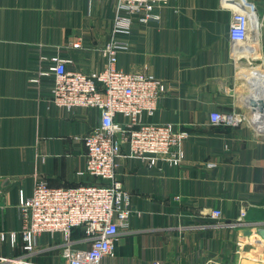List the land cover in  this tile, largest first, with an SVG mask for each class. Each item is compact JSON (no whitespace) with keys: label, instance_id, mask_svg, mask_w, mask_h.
I'll use <instances>...</instances> for the list:
<instances>
[{"label":"crops","instance_id":"0c3cea01","mask_svg":"<svg viewBox=\"0 0 264 264\" xmlns=\"http://www.w3.org/2000/svg\"><path fill=\"white\" fill-rule=\"evenodd\" d=\"M115 7V0H0V264L66 262L62 233H43L39 252H25L21 193L32 196L41 180L52 187L107 182L84 171V136L100 124V111L58 107L55 75L39 71L51 64L41 56L66 58L68 69L85 74L102 70ZM239 10L252 15L238 43L230 23ZM155 12L160 20L136 17L130 33L116 34L128 44L117 68L165 80L166 93L143 121L189 135L176 164L158 158L150 166L122 147L118 179L132 215L102 264H264L256 232L264 225V116L249 102L264 89V0H169ZM218 109L235 121L212 123ZM241 216L247 224L232 225ZM84 236L75 230V249L90 247Z\"/></svg>","mask_w":264,"mask_h":264},{"label":"built area","instance_id":"2783aa9c","mask_svg":"<svg viewBox=\"0 0 264 264\" xmlns=\"http://www.w3.org/2000/svg\"><path fill=\"white\" fill-rule=\"evenodd\" d=\"M168 1L115 0L112 36L103 47L108 62L100 71L85 74L68 69L70 60L66 58L40 57V61H51L47 69L39 71V76L55 75L52 101L58 107L68 110L88 107L100 111V124L84 136V171L107 182L52 187L41 180L36 183L32 196L21 193L18 209L23 224V248L27 254L39 252V238L43 233H62L65 264H102L104 257L114 254L121 229L129 226L132 215L131 195L118 179L117 156L122 147L127 144L131 155L146 159L150 166L158 158L170 164L180 162L181 144L189 133L175 130L170 123L143 121L145 113H155L167 91L166 81L152 74L117 68L118 52L128 44L116 34L130 33L136 17L140 23L160 20L155 9ZM251 15L244 10L233 14L230 35L234 42L247 38ZM73 46L78 48L81 42L77 40ZM33 80L39 81V78ZM118 115L125 116L127 121H118ZM210 119L214 124L235 121L232 113L219 109L211 112ZM244 214L242 212V216ZM211 215L219 219L223 212L213 208ZM242 216L237 225L247 224ZM76 227L83 228V241L90 244L89 248L73 247L72 231Z\"/></svg>","mask_w":264,"mask_h":264},{"label":"water","instance_id":"95a60500","mask_svg":"<svg viewBox=\"0 0 264 264\" xmlns=\"http://www.w3.org/2000/svg\"><path fill=\"white\" fill-rule=\"evenodd\" d=\"M250 104L253 106L255 110H258L262 116H264V97L249 99ZM256 232L260 234V236L264 239V225L258 226Z\"/></svg>","mask_w":264,"mask_h":264},{"label":"bare ground","instance_id":"6f19581e","mask_svg":"<svg viewBox=\"0 0 264 264\" xmlns=\"http://www.w3.org/2000/svg\"><path fill=\"white\" fill-rule=\"evenodd\" d=\"M257 29H258V28H257ZM252 46H253V44H252ZM252 48H254V47H252ZM248 74H250L249 77H251V76L254 77V76H255V71H254V70L249 71ZM262 81H264V80H262ZM258 91H259V92H256V94L258 95L257 97H262V96H264V95H263V93H264V89H263V88L258 89Z\"/></svg>","mask_w":264,"mask_h":264},{"label":"trees","instance_id":"16d2710c","mask_svg":"<svg viewBox=\"0 0 264 264\" xmlns=\"http://www.w3.org/2000/svg\"><path fill=\"white\" fill-rule=\"evenodd\" d=\"M75 230H81L82 233L84 234V230H83V228H81V227H76V228H73L72 235H73V233L75 232Z\"/></svg>","mask_w":264,"mask_h":264},{"label":"rangeland","instance_id":"374dc122","mask_svg":"<svg viewBox=\"0 0 264 264\" xmlns=\"http://www.w3.org/2000/svg\"><path fill=\"white\" fill-rule=\"evenodd\" d=\"M246 85H247V83H246ZM247 86H248V85H247ZM232 225H235V226H236V225H237V221H236V222H234Z\"/></svg>","mask_w":264,"mask_h":264}]
</instances>
